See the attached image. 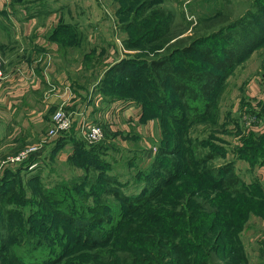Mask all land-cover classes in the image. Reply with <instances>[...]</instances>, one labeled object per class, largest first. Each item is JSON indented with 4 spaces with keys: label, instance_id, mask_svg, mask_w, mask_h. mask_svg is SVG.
<instances>
[{
    "label": "trees",
    "instance_id": "trees-1",
    "mask_svg": "<svg viewBox=\"0 0 264 264\" xmlns=\"http://www.w3.org/2000/svg\"><path fill=\"white\" fill-rule=\"evenodd\" d=\"M261 1L254 0L251 6L255 10L251 8L237 19L228 20L229 23L214 32H204L186 44L156 51L173 37L167 29L172 17L163 8H153L146 16L143 11H149L161 0H143L138 17L123 24L126 29L134 28V34L124 41L127 47L141 43L143 46L140 47L146 48L149 56H124L106 69L104 78L99 80L98 92L108 98L107 102L124 98L141 100L144 113L151 111L153 106L163 115V112L167 114L168 107H174L173 120L189 116L190 111L194 117L190 118L191 121L205 119L212 111L211 97L215 98L224 73L231 72L254 50L264 47V1ZM211 26L208 24L206 28ZM192 55H196L197 63L202 67L197 71L190 67ZM127 66L133 67L134 72H125ZM123 73L124 77L114 78ZM122 79L128 81L123 82ZM132 83L140 88L142 96L137 90L135 94L127 92L133 89ZM164 88L177 95V106L176 102H159V99H166ZM146 105L152 106L146 109ZM262 110L260 114L264 118V107ZM262 132L245 136L238 148V155L247 159L251 166L264 164ZM82 138L72 126L51 141L48 155L69 145L71 152L67 161L75 166L77 162L87 166L91 161L92 147L96 145H89ZM186 140L191 141L189 138ZM173 145L169 152L176 155L181 150L179 159L158 157L144 171L145 177L154 178V185L158 184L159 188L141 193L135 199L113 186L114 179L103 173L101 165L94 167L95 174L80 176L88 189L83 187L81 191H75L78 185L73 180L68 186L69 194L59 192L60 183L43 189L44 184L37 174L24 181L26 168L41 160V154L31 155L7 167L0 174V264H171L170 261L165 262L166 258L177 254L181 245L190 250V254H185L187 264H212L218 244L188 239L192 235L186 236L185 228L194 229L199 221L189 214L183 216L178 209L182 205L205 207L203 210L211 215L215 212L217 216L219 202L225 196L223 193L242 191L257 197L254 193L257 191L262 199V191L257 189L261 185L253 181L249 187H239L240 176L234 167L227 164L225 167L207 166L205 163L211 156H202L199 150L184 146L182 142ZM164 153L167 150L161 148L158 154ZM21 171L24 176L20 175ZM99 180L104 183L99 200L87 203L90 197L98 196L94 187ZM176 181L179 182L174 184ZM166 186L171 187L172 195L164 192ZM209 189L224 191L213 193ZM30 193L39 195L32 199L36 208L27 216L25 211L14 216L20 210L12 203L22 201L24 206L28 202L26 194ZM228 199L224 203V212L230 205ZM113 203L118 207L115 208ZM42 209L44 212L40 214ZM114 214L117 215L115 220L111 219ZM49 216L61 219L56 228H52ZM154 222L158 227L152 225ZM105 225H108L106 231L102 229ZM214 227L213 222L206 225L204 235ZM198 249L203 254H196ZM232 250L235 251L234 248Z\"/></svg>",
    "mask_w": 264,
    "mask_h": 264
},
{
    "label": "rangeland",
    "instance_id": "rangeland-1",
    "mask_svg": "<svg viewBox=\"0 0 264 264\" xmlns=\"http://www.w3.org/2000/svg\"><path fill=\"white\" fill-rule=\"evenodd\" d=\"M142 1L107 0L108 4L106 2L102 3L104 9L110 11V5L111 9L114 8L116 12L115 15L112 11L110 14L108 13L110 16V20H108L109 25L111 28L113 27L114 32L113 35H107L106 31V36L101 35V38L106 39L105 43L101 42V45L107 47L108 50H111V48L117 50V46L121 45L125 48L120 51L118 50L119 52L113 51L111 53L112 56L109 52L105 54L100 53L97 59L99 63L102 64V61L106 57L108 59V64L104 72L107 68L112 67L117 61L122 59L123 56H149L146 53L147 49L140 47L143 46L141 43L133 47H127L124 41L134 34V28L129 27V29H126L123 24H128L129 20L138 17L142 11ZM253 1L177 0L178 3H172L170 8L167 6V8H163L162 4H156L149 11L145 9L143 13L147 16L153 8H163L171 15L172 22L167 29H170L173 37L162 48L156 50L163 51L165 47L166 49H171L172 46L186 44L192 38L199 36L198 34L214 32L220 29L222 25L229 23L230 20H235L242 16L251 8L255 10L251 6ZM217 19L219 21L227 20L225 22H214ZM208 24L212 26L207 29L206 26ZM153 54L154 52L151 55ZM191 60L192 64H190V67L193 70L197 71L199 68H202L197 63L199 59L196 55H192ZM124 70L127 73H131L130 70L132 73L134 72L133 67L130 69L127 66ZM99 71L100 68L96 72L91 73V75L88 71L85 74L89 80H94ZM104 72L100 73V79L104 78ZM224 74V80L220 85L221 87L219 86L215 98L211 97L212 111L203 120L194 119L191 121L190 118H194L190 115L193 111H190L189 116L185 118L181 117L180 119L173 120L171 114L175 111L174 107H168L167 114L163 112L162 115L156 107L146 105V109L151 106L152 109L144 113V106L141 100L137 99L136 101L135 98H124V100L118 99L119 101L113 100L107 102L108 98H105L104 94L101 93L103 98L102 102H107L104 103L105 106L117 101L122 102L124 106H119L117 110L120 111H117L118 113L115 116H113V113H110L106 120L104 117L101 118V123L106 130L101 140L95 143H88L82 138L87 144L96 145L92 147V155L89 158L91 160L90 163L86 166V164L82 165L81 162H77L75 166L67 161L68 156L65 160H62L64 159L62 154H65L66 147L57 151L58 154L53 153L52 155H48L49 146L47 144L51 143L52 140H50L43 148L36 151L42 155V158L41 160L34 161L26 168L27 172L25 173V177H23L24 181L28 180V176L37 174L41 177L40 180L44 184L43 189L51 186L56 187L60 183L62 187L59 192L64 191V193L69 194L71 190L68 189V186L73 180L78 185L75 191H81L83 187L88 189V185L82 183L80 176L86 174L88 177L95 174L94 167L101 165L103 173L114 179L115 182L112 185L128 194L131 199H135L141 193L146 194L154 190L156 191L159 188L158 184L157 186L154 185L156 182L154 178L149 179L145 177L144 171L158 157L179 159V154L182 153L181 150L176 155L170 153L169 150L174 146L173 144L177 146L178 143L180 144L182 142L184 146H190L191 149L199 150L202 156L206 154L211 156V159L205 163L207 166L212 164L211 166L215 167H225L227 164L229 167H234L235 172L240 176L239 187H249L253 181H258L261 186L257 189L262 191L264 196V164L251 166L247 159L238 155V148L242 146L245 136L251 133L261 134L264 131V118L260 114L263 111L262 107H264V47L261 46L254 50L244 62L234 67L231 72H225ZM124 76L123 73V75H117L114 78ZM126 81L128 80H123V82ZM99 85L100 82L96 80L92 85L91 92L98 91ZM136 90L142 96L140 88L134 84L133 89L127 90V92L135 94ZM163 91L166 99H159V102H176L177 106L179 102L177 95L170 92L168 88H164ZM123 110L132 113L129 116H124L122 115L124 113ZM123 122L126 125L124 128H121L120 124ZM116 124L119 128L116 127ZM45 126H43V132L38 133V137L29 140L25 144L23 143L25 147L33 143H39L40 139L50 127V125L47 128ZM186 137L191 141L186 140ZM19 145L0 152V174L7 167L15 164L9 162L8 157L23 148L19 149ZM161 148L167 150V153L159 156L158 153ZM20 175L24 176V172L21 171ZM178 182L176 181L174 184ZM24 184L28 185L29 183L25 182ZM65 184H67V187L64 186ZM30 186L37 187L34 185ZM103 186L104 183L99 180L94 187L98 196L95 198L90 197L87 199V203L99 200L100 190ZM209 190L213 193H221L224 191L217 189ZM164 192L169 195L173 193L169 186L164 187ZM254 193L257 194V197L250 196L247 192L242 191H226V193H223L225 196L219 202L217 216L214 211V215L207 213L203 210L206 209L205 207L202 209V207L200 208L198 206L187 207L186 205H182L178 209L179 212L183 213V216L189 214L196 221H199V224L194 229L184 227L187 233L186 236L192 235L188 239L197 242H202L203 239L205 241H214L218 244L219 249L215 253L217 255L214 256L212 264H264V199L263 196L262 199L260 198V192L254 191ZM26 196L28 202L24 206L22 201L17 204L12 203V205L18 206L17 208L20 210L14 216L21 215L20 213L23 211H25V216H27L36 208L32 199L33 196L35 198L39 195L30 193L26 194ZM226 199L230 201V205L227 211L224 212L226 210V205L224 204ZM113 205L115 208L118 207L116 203H113ZM43 212L42 209L40 214H43ZM116 218V214L111 217L113 220ZM48 219L50 220L52 228H56L59 225L58 220H61L53 216H49ZM210 222H213L215 227L214 229H210L207 235H204V229ZM33 224L37 226L36 223ZM182 224L184 223L182 222ZM152 225L158 227V223L156 222L152 223ZM102 229L106 231L108 225L103 226ZM217 232L220 233L218 238H215ZM184 248L186 246L181 245L178 248L179 252L167 257L165 262L170 261L171 264H187L185 254H190L188 252L190 250L186 249V251ZM233 248L235 251L232 250ZM196 254H203V251L198 249ZM189 257L191 256L189 255Z\"/></svg>",
    "mask_w": 264,
    "mask_h": 264
},
{
    "label": "crops",
    "instance_id": "crops-1",
    "mask_svg": "<svg viewBox=\"0 0 264 264\" xmlns=\"http://www.w3.org/2000/svg\"><path fill=\"white\" fill-rule=\"evenodd\" d=\"M103 2L108 4L107 0H0V152L19 144L20 149L38 137L60 106L69 110L77 131L81 122H101L124 106L119 100L105 106L102 95L91 92L108 64L106 55L102 64L97 61L100 53L125 49L101 45L106 41L101 35L114 32L108 13L116 12L110 5V11L104 9ZM172 3L178 2L159 4L170 8ZM96 67L99 73L89 80L86 71L91 75ZM123 111L124 116L132 113ZM70 152L67 145L62 160Z\"/></svg>",
    "mask_w": 264,
    "mask_h": 264
},
{
    "label": "built area",
    "instance_id": "built-area-1",
    "mask_svg": "<svg viewBox=\"0 0 264 264\" xmlns=\"http://www.w3.org/2000/svg\"><path fill=\"white\" fill-rule=\"evenodd\" d=\"M1 65L2 59L0 57V76H1ZM72 127V115L64 106H60L53 113L51 117L50 127L44 134V136L40 139L37 144H30L28 146H24L17 153L8 157V161L11 163H19L28 158L31 154H38L36 151L41 149L47 144L48 141L57 138L63 133L70 130ZM79 133L83 137V139L88 143H95L101 140L106 130L103 127V124L98 121H84L81 122L78 129ZM35 152V153H34Z\"/></svg>",
    "mask_w": 264,
    "mask_h": 264
}]
</instances>
